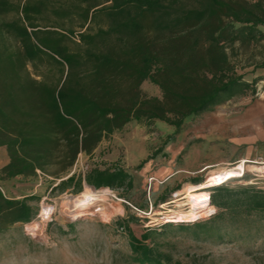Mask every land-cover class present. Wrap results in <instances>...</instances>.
I'll return each instance as SVG.
<instances>
[{
    "label": "trees",
    "instance_id": "16d2710c",
    "mask_svg": "<svg viewBox=\"0 0 264 264\" xmlns=\"http://www.w3.org/2000/svg\"><path fill=\"white\" fill-rule=\"evenodd\" d=\"M75 1L73 11L53 13L79 17L77 42L75 31L61 23L40 26L48 0H24L23 5L0 0V28L18 46L0 51V74L10 76L5 98L0 97V148L9 156L0 172V234L40 215V197L7 196L4 182L56 169L51 176L60 182L52 192H81L84 184L97 191H131L133 174L117 164L92 168L84 176H62L80 155L91 157L103 141L132 123L172 127L171 143L189 120L256 92L259 79L246 81L233 57L239 48L264 43V0ZM10 13L16 18L3 21ZM102 17L107 26L92 32L91 24ZM255 68L264 69V61ZM145 83L161 95L145 93ZM228 183L208 189L215 211L207 219L184 221L188 224L177 230L196 240L264 244V190ZM160 201L166 203L165 197ZM118 224L130 234L134 264H173L145 242L175 225L138 240L128 224Z\"/></svg>",
    "mask_w": 264,
    "mask_h": 264
},
{
    "label": "rangeland",
    "instance_id": "374dc122",
    "mask_svg": "<svg viewBox=\"0 0 264 264\" xmlns=\"http://www.w3.org/2000/svg\"><path fill=\"white\" fill-rule=\"evenodd\" d=\"M12 1L24 4V0ZM48 2V11L38 22L40 26L61 23L75 31L73 40L77 42L81 30L79 17L73 14L71 19L58 18L53 11L71 12L78 2ZM15 18L10 13L2 20L9 22ZM106 26L102 17L90 29L96 32ZM11 47L18 46L0 28V51ZM233 60L246 81L253 83L259 79L255 93L237 95L189 120L171 143L167 139L173 134L172 127L161 122L152 126L132 123L103 141L91 157L80 155L70 173L62 176H84L92 168L117 164L133 174V190L97 191L84 184L81 192L73 188L64 193L52 192L60 182L51 176L56 169L46 174L39 172L35 178L4 182L2 189L7 196L21 199L34 195L41 200L40 217L0 234V264H134L130 234L118 224L123 222L138 240L149 231L162 234L166 225H175L165 235H152L145 242L170 256L173 264H264V244L245 246L196 240L177 230L178 225L188 224L184 221L207 219L215 210L209 209L194 219H177L174 212L179 209L172 203L176 195L186 194L189 187L197 185L194 181L206 183L220 169L243 162H248L245 176L228 184L255 185L264 190V69L255 68L264 61V43L239 48ZM6 77L0 74L2 98L3 89L9 88L10 83V76ZM142 89L151 96L161 95L151 83H145ZM7 159L6 148H0V172ZM87 197L91 200L85 201ZM163 197L164 204L160 201ZM82 204L89 209L81 210ZM99 206L106 208V215L95 213Z\"/></svg>",
    "mask_w": 264,
    "mask_h": 264
},
{
    "label": "bare ground",
    "instance_id": "6f19581e",
    "mask_svg": "<svg viewBox=\"0 0 264 264\" xmlns=\"http://www.w3.org/2000/svg\"><path fill=\"white\" fill-rule=\"evenodd\" d=\"M247 163L248 162H243V164L232 168L218 169L219 171H217L206 183L204 182L191 186L188 188L186 194L176 195L175 200H173L172 203H174L176 209L179 210L174 212V216L177 219L189 220L204 215L209 209L215 210V207L211 205V193L208 189L243 178L246 174L245 165ZM89 200L91 199L87 197L85 201ZM92 202H94V200H92ZM84 205L85 204H82L83 207H81V210L89 209L87 205ZM95 213H103L106 215V208L104 206H99Z\"/></svg>",
    "mask_w": 264,
    "mask_h": 264
},
{
    "label": "crops",
    "instance_id": "0c3cea01",
    "mask_svg": "<svg viewBox=\"0 0 264 264\" xmlns=\"http://www.w3.org/2000/svg\"><path fill=\"white\" fill-rule=\"evenodd\" d=\"M99 149H100V147H99ZM97 151H98V150H97ZM6 162H8V163H7V165H8V164H9V159H7V161H6ZM7 165H6V166H7Z\"/></svg>",
    "mask_w": 264,
    "mask_h": 264
},
{
    "label": "water",
    "instance_id": "95a60500",
    "mask_svg": "<svg viewBox=\"0 0 264 264\" xmlns=\"http://www.w3.org/2000/svg\"><path fill=\"white\" fill-rule=\"evenodd\" d=\"M85 186H86V184H85ZM88 186V185H87ZM89 187V186H88ZM92 188V187H91ZM92 189H94V188H92ZM95 190V189H94Z\"/></svg>",
    "mask_w": 264,
    "mask_h": 264
}]
</instances>
